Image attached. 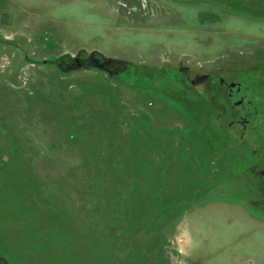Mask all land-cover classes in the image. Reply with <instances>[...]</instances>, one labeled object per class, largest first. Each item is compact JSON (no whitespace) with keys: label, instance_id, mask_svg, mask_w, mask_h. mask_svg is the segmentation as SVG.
Segmentation results:
<instances>
[{"label":"rangeland","instance_id":"obj_1","mask_svg":"<svg viewBox=\"0 0 264 264\" xmlns=\"http://www.w3.org/2000/svg\"><path fill=\"white\" fill-rule=\"evenodd\" d=\"M145 2L0 21V263L264 264L262 132L197 80L264 89V0Z\"/></svg>","mask_w":264,"mask_h":264},{"label":"flooded vegetation","instance_id":"obj_2","mask_svg":"<svg viewBox=\"0 0 264 264\" xmlns=\"http://www.w3.org/2000/svg\"><path fill=\"white\" fill-rule=\"evenodd\" d=\"M79 60L81 63L87 61L82 58H79ZM69 63H71V60H69ZM197 80H208L210 84H218L225 89L228 100H231L233 104L228 127L232 128L233 132H237L238 138H244L249 143L252 138H257L259 131L262 132V142L259 140L255 143V139L252 141V143H255L253 152L256 162H262L264 160V147H261L260 144H263L264 141V89H258V83L247 88L245 87L246 84L240 81H227L223 77L211 79L202 75L198 76ZM190 81L194 83L193 80ZM213 89H215V86ZM256 173L260 174L259 171H256Z\"/></svg>","mask_w":264,"mask_h":264},{"label":"crops","instance_id":"obj_3","mask_svg":"<svg viewBox=\"0 0 264 264\" xmlns=\"http://www.w3.org/2000/svg\"><path fill=\"white\" fill-rule=\"evenodd\" d=\"M18 1H21V0H0V21L6 20V17L9 16V14L11 13L10 11L12 9L16 10L15 7H11V6H17ZM60 1H62V0H56V2H60ZM73 2H76V4H78L79 0H73ZM29 14H30L31 19L33 18V16H34V19L37 16L36 12L31 11V12H29ZM5 24L3 23V25H5ZM33 27L35 29V24L33 25ZM1 31L4 33V35H3L4 39H10V37L15 38L18 36L16 33L17 32L16 29H8V28L3 27L1 29Z\"/></svg>","mask_w":264,"mask_h":264},{"label":"built area","instance_id":"obj_4","mask_svg":"<svg viewBox=\"0 0 264 264\" xmlns=\"http://www.w3.org/2000/svg\"><path fill=\"white\" fill-rule=\"evenodd\" d=\"M137 1H138V3H136L135 6H132L129 8H127V4H125L123 0H116V3L122 7H126L127 10L132 12V13H142L146 8V2H145V0H137Z\"/></svg>","mask_w":264,"mask_h":264},{"label":"water","instance_id":"obj_5","mask_svg":"<svg viewBox=\"0 0 264 264\" xmlns=\"http://www.w3.org/2000/svg\"><path fill=\"white\" fill-rule=\"evenodd\" d=\"M83 63L80 62L79 58H74L73 59V66L80 67L82 66Z\"/></svg>","mask_w":264,"mask_h":264}]
</instances>
